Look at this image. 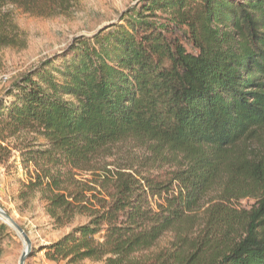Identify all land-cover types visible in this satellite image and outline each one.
<instances>
[{"label": "trees", "instance_id": "trees-1", "mask_svg": "<svg viewBox=\"0 0 264 264\" xmlns=\"http://www.w3.org/2000/svg\"><path fill=\"white\" fill-rule=\"evenodd\" d=\"M17 2L0 0V10ZM134 10L2 89L0 163L17 151L28 177L16 210L38 202L54 228L73 226L42 247L51 262L264 264V0H144ZM157 12L187 28L192 51L152 21ZM7 45L0 34V47ZM25 132L44 147L35 139L10 148ZM130 138L182 153L186 192L155 210L146 190L155 188L130 174H119L110 201L74 189L72 170H88L104 149ZM215 187L223 198L257 201L243 234L229 242L230 218L222 216L218 234L187 240L190 213ZM173 231L171 248L153 252ZM14 235L0 220V261Z\"/></svg>", "mask_w": 264, "mask_h": 264}, {"label": "rangeland", "instance_id": "rangeland-1", "mask_svg": "<svg viewBox=\"0 0 264 264\" xmlns=\"http://www.w3.org/2000/svg\"><path fill=\"white\" fill-rule=\"evenodd\" d=\"M143 2L144 0H19L3 7L0 10V34L6 35L9 40V45L0 47V82L4 77L8 78L3 89L43 61L54 58L58 59L57 62L62 61V56L76 38L92 36L112 25L123 24L120 21L122 16L128 12L133 13L135 8L138 10ZM152 21L168 28L170 35L178 37L192 51L186 27L177 26L162 12L155 13ZM35 139L36 147H44L45 141L31 132L22 133L7 143L10 148H14L21 147L26 142H34ZM17 157L18 152L14 151L8 164L0 163V207L10 213L33 242L26 264H65L49 261L41 249L57 241L73 226L54 228L44 205L38 202L34 207H25L22 215L16 210V198L23 183L28 181ZM186 169L182 153L168 150L154 141L130 138L104 149L88 170L74 169L70 174L76 181L74 189H86L96 203H99L98 200L110 201L112 196L117 195V177L121 173L130 174L144 185L150 181L151 187L155 189L146 190L151 205L156 210L158 205L165 204L167 197L180 196L186 192ZM223 195V189L215 187L201 202L200 207L190 213L187 225H184L187 240L198 241L204 234H218L219 230H214V221L222 216L230 218V227L227 228L229 242H234L243 234L246 217L257 201L241 195L224 198ZM85 220L81 218L79 222ZM225 227L227 226L223 225ZM14 232L15 235L5 243L6 256L0 264H19L25 250V241L15 230ZM176 238L174 231L168 233L153 252L171 248ZM80 264L102 262L86 260Z\"/></svg>", "mask_w": 264, "mask_h": 264}, {"label": "water", "instance_id": "water-1", "mask_svg": "<svg viewBox=\"0 0 264 264\" xmlns=\"http://www.w3.org/2000/svg\"><path fill=\"white\" fill-rule=\"evenodd\" d=\"M0 220L8 224L12 227L25 241V250L21 255L19 260V264H26V261L33 249V242L29 236V234L21 227L11 216L8 215L6 211H4L0 207Z\"/></svg>", "mask_w": 264, "mask_h": 264}, {"label": "built area", "instance_id": "built-area-1", "mask_svg": "<svg viewBox=\"0 0 264 264\" xmlns=\"http://www.w3.org/2000/svg\"><path fill=\"white\" fill-rule=\"evenodd\" d=\"M8 82V78L4 77L2 81L0 82V88L1 90L3 89L4 85Z\"/></svg>", "mask_w": 264, "mask_h": 264}]
</instances>
